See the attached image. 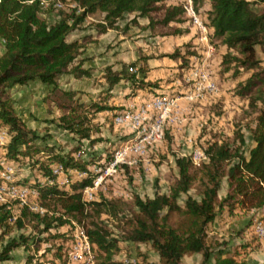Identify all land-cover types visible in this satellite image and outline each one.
Returning a JSON list of instances; mask_svg holds the SVG:
<instances>
[{
    "label": "rangeland",
    "instance_id": "obj_1",
    "mask_svg": "<svg viewBox=\"0 0 264 264\" xmlns=\"http://www.w3.org/2000/svg\"><path fill=\"white\" fill-rule=\"evenodd\" d=\"M61 4L62 6L58 8L68 12L73 6L70 1L61 2ZM209 4V0H167L164 2L165 6L180 5L184 13L166 24L161 22L163 11L153 12L150 16L152 19L150 24L146 17L136 16L135 13L126 14L123 18L117 19L112 28H107L105 32L99 31L104 13L95 11L87 15L79 28L70 33L68 39L79 43L78 60H83V67L90 70V76L74 80L71 76H63L58 80V84L65 89L76 91L75 99L84 103L87 109V105L92 101L109 107L96 113L91 112L92 108L88 110L86 125L89 137L87 139H79L76 134L55 125L54 121L61 112L53 103L44 100L48 93V86L34 82L29 83V86L27 84L16 87L11 92L15 100L16 113L24 119L27 127H30L29 124L32 123L34 126L31 128L45 136L43 144L62 155L69 154L77 147L73 153L74 158L80 161H91L92 164L87 168L93 175H96L94 168L102 170L106 168L107 161L115 149L139 145L140 149H136L137 152L134 148L130 149L127 159L133 163L116 167L95 187L91 185L83 187L81 195L84 200H99L101 197L117 199L122 201L125 205L124 209L131 213L132 196L137 194L140 197H149L155 191L165 193L174 184L177 176L175 157L189 156L193 163L192 171L195 172L199 163L206 159L204 148L209 143L224 139L236 144L233 142V136L234 132L239 130L243 133L247 147L252 142L249 139L248 127L253 124L255 112L248 107V98L240 97L235 90L238 82L245 79L251 72L239 70L241 72L234 76V66L222 64L223 55L227 51L235 53V50H228L221 38L215 37L212 29L206 24L204 12ZM259 8L264 9V3ZM47 9L48 6L44 5L40 16L48 22L57 20V9ZM193 18L197 19V24L193 23ZM200 25H204L205 28L202 30ZM208 28L211 34L208 33ZM198 30L205 36L201 44H197L195 40V31ZM197 47L201 50L211 48L209 66L203 67L202 71L206 75L207 82L213 84L214 91H201L202 96H199H205L207 100L193 104L192 121H187V124H183L179 129L177 125L170 126L167 122L168 118L165 117L160 136L152 138L148 143L139 144L138 129H133L129 122L116 123L114 117L126 109L136 110L142 103L153 99L152 95L174 100L186 95L198 96L196 86L200 80L187 74V70L191 68L188 56L191 53H197ZM255 51L261 65L264 66V46H257ZM2 52L3 43L0 41V55ZM147 57L151 58L147 60L145 64L147 68L144 72L147 73V82L154 83L155 86L150 85L145 89L133 90L129 86L130 83L121 80L107 90V83L102 77L105 68L109 67L112 71H118L122 65L135 63L136 66L133 69L128 68L129 72H134ZM202 62L204 65V59ZM136 75L143 76L142 73ZM136 98H138L137 101L122 106L126 100ZM152 121L153 115L144 124ZM198 123L202 126H197ZM6 128L7 125L0 121V130L5 131L7 135L4 136V143L8 137ZM172 129L181 135L177 133L175 137L171 134ZM186 133H190L188 144L183 142L186 139L184 138ZM78 151L81 153L80 156H77ZM2 153L0 148L2 184L13 185L19 192H16L17 198L4 197V200H0V205H4L10 214L9 228L4 233L0 229V250L9 239H17L20 235L25 238V242L23 246L12 250L10 260L1 261L0 264H24L23 260L27 255H32V258H42L43 261H49V258H52L56 264H62L58 256L62 255L63 251L67 253L72 249L75 244L73 234L77 229L76 226L80 224L76 222V218L62 215L60 208L52 204V199L42 200L37 190L30 186L43 180L36 166L33 167L31 163L37 157L36 155L32 157V160L23 157L19 161H7ZM58 166L59 163L55 164L52 172ZM61 168L62 171L56 170V173H53L57 186L63 189H68L72 181L86 175L76 169ZM224 188H226L225 182L221 186L220 193ZM31 189L36 192L29 194ZM196 190L197 180L194 181L189 193L196 196ZM21 191L24 193L19 196L18 193ZM19 197L25 201V204L20 203ZM182 201L183 196L179 198V203L181 204ZM23 209L26 211L24 214ZM28 212L54 214L67 222L62 225L55 224L49 230L43 231V225L38 224ZM90 212L94 217V212L89 210ZM124 215L122 212L117 218H112L103 210L99 217H94L109 232V237L117 241L118 248L113 254V259L118 264H140L142 257L139 254L146 253V261L155 262L157 256L146 244H136L123 239L122 231L127 229L125 223L129 218L127 214ZM177 217V212H171L169 215L172 222ZM257 218L264 221V209L244 211L236 207L232 213L223 214L214 221L215 223L208 231V240L226 242L229 251L236 253L237 258H244L248 264H264V239H259L253 232V222ZM17 220H20V227L16 223ZM91 220L90 217H82V225L89 227ZM91 252L94 257L93 264H95L96 247H93ZM56 256L57 258H54ZM200 257V254L186 255L181 264H200ZM68 263L66 261V264Z\"/></svg>",
    "mask_w": 264,
    "mask_h": 264
},
{
    "label": "trees",
    "instance_id": "obj_2",
    "mask_svg": "<svg viewBox=\"0 0 264 264\" xmlns=\"http://www.w3.org/2000/svg\"><path fill=\"white\" fill-rule=\"evenodd\" d=\"M70 1V11L54 5L55 2ZM167 0H0V41L3 52L0 55V121L7 125L8 137L0 145L7 161H19L26 157L32 160L41 174L42 181L30 185L35 188L42 200L52 199V204L60 208L61 214L76 218L86 233L88 241L96 247L95 264H118L113 259L117 241L109 237V232L94 219L104 210L112 218L124 212L127 229L122 231L123 239L136 244H146L157 256L155 262L146 261V253L140 264H181L184 256L200 254V264H248L244 258L231 253L226 242L208 240V231L214 221L236 207L244 211L264 209V66L256 55L255 48L264 46V9L259 6L264 0H209L205 10L206 24L215 37L221 38L228 50L222 57V64H232L233 74L241 71L251 72L238 82L236 93L248 98V107L254 110L253 124L249 125V139L254 143L248 149L243 133L234 132L233 142L214 141L204 148L205 160L192 171L193 163L189 156L175 157L177 176L168 191H155L149 197L132 196V212L124 209V203L117 199L83 200L81 190L91 185L93 173L87 168L91 161H80L73 153L62 155L43 144L45 136L27 127L15 111L11 92L16 87L38 82L49 87L44 100L53 103L60 115L55 125L76 134L79 139H87L89 130L86 125L88 110L100 112L108 109L99 102L84 103L75 99L76 91L65 89L58 84L63 76L74 79L90 76V70L78 60L80 45L69 40L70 33L79 28L85 17L101 11L103 23L99 31L105 32L117 19L126 14L146 17L152 23L151 14L163 11L164 24L184 13L180 5H164ZM47 10L57 9L58 19L48 22L40 16L44 5ZM135 63L122 65L118 71L109 67L103 72L107 90L123 80L134 89L155 86L145 80V66L139 65L137 71L129 72ZM241 70V71H239ZM142 73V77H137ZM149 90H152L149 88ZM44 155V157H40ZM60 164L64 170L76 169L86 175L72 181L68 189L57 186L52 167ZM197 180L196 196L189 193ZM224 180V181H223ZM225 182L224 196L219 197ZM183 196L180 204L179 198ZM122 205V206H121ZM0 205V229L4 233L9 228V210ZM89 210L94 212V217ZM25 209L22 210L24 214ZM171 212H177L175 221H170ZM42 230L47 231L55 224L67 222L60 216L38 212L30 213ZM124 215V216H125ZM82 217L92 218L89 227L82 225ZM20 227V220L16 221ZM25 238L9 239L0 250V262L11 259L13 249L23 246ZM66 252L58 256L66 264ZM32 255H27L24 264H29ZM54 258H57L54 257ZM54 263V259L50 258ZM36 264H40L37 262Z\"/></svg>",
    "mask_w": 264,
    "mask_h": 264
},
{
    "label": "built area",
    "instance_id": "obj_3",
    "mask_svg": "<svg viewBox=\"0 0 264 264\" xmlns=\"http://www.w3.org/2000/svg\"><path fill=\"white\" fill-rule=\"evenodd\" d=\"M46 5V4H45ZM54 5L56 7H61V2H55ZM193 23L197 24V19L193 18ZM200 28L203 30L205 27L204 25H200ZM201 63V62H200ZM189 75L191 77H197V79L200 80L198 85L196 86L197 94L200 97L201 91H214V87L212 83L207 82V78L205 73L201 70V68L192 66ZM207 82L206 84H202V82ZM200 95V96H199ZM175 105L174 99H167L164 97H156L153 96V99L146 101L142 103L139 107H137L136 110L133 109H126L121 111L119 114H117L114 117V121L116 123H123V122H129L133 129H138V143L143 144L144 142L148 143L149 140L152 138L159 137L162 131L163 127V121L165 117L172 111V108ZM152 114L150 115V113ZM153 115V121L149 124H144V122L148 121ZM140 128V131H139ZM5 131L2 129L0 130V145L4 143L5 137ZM5 136V137H4ZM135 150L140 149L139 145H135L134 147H128L123 146L119 147L114 150L112 153L111 158L107 161V166L104 170L101 168H94V172L96 175H94V179L91 182V186L95 187L97 184L100 183V181L107 175L109 172H113L116 167L120 166L121 164L130 165L131 161H129L127 158L129 156L130 149ZM81 153L78 151L77 156H80ZM62 166L59 164L58 168L53 170V172L56 173V170H61ZM62 171V170H61ZM60 172V171H59ZM2 175V174H1ZM0 200H4V197L8 198H17L16 192H19L13 185L5 186L2 184V177L0 176ZM35 193L33 189L29 191V194ZM24 191H21L19 196L23 194ZM27 194V195H29ZM26 195V193H25ZM24 195V198H25ZM82 197V195H81ZM83 199V198H82ZM20 203L25 204V201L19 197ZM84 200V199H83ZM73 224V223H72ZM74 225V224H73ZM77 229H75V233L73 234L75 238V244L72 246V249L67 251L66 257L67 262L75 263V264H93L94 257L92 255V245L88 241V238L86 236L85 230L82 226L78 225L76 226ZM253 232L259 239H264V221L260 218H257L253 222ZM37 262H40L37 257L32 258L29 264H36Z\"/></svg>",
    "mask_w": 264,
    "mask_h": 264
},
{
    "label": "crops",
    "instance_id": "obj_4",
    "mask_svg": "<svg viewBox=\"0 0 264 264\" xmlns=\"http://www.w3.org/2000/svg\"><path fill=\"white\" fill-rule=\"evenodd\" d=\"M209 8V7H208ZM207 8V9H208ZM193 29H195V27H193ZM208 30V33H210L211 34V31H210V28H208L207 29ZM195 40H196V43L197 44H201L202 43V41H204L205 40V36L202 34V33H200V31L198 30V31H195ZM199 50H198V49ZM196 48V50H197V53L195 52V53H191V54H189V67H192V66H196V67H199V68H201V70L202 69H204L205 67H208L209 66V57L211 56V51H210V47L209 48H205L204 50H201L199 47H197ZM149 58H151V57H147V58H145V60H144V62H141V64H139V65H143V66H145V68H147L146 66L147 65H145V64H147V60L149 59ZM203 59H204V65H202V61H203ZM201 62V63H200ZM204 67V68H203ZM190 69L191 68H189V70H187L188 71V73L187 74H189V71H190ZM207 70V69H206ZM147 78V73L145 72V80H147L146 79ZM79 79H81V78H79ZM73 80H74V78H73ZM32 83H34V82H32ZM27 85V84H26ZM25 85V86H26ZM30 84L28 83V86H29ZM42 85V84H41ZM138 90H140V89H138ZM152 96H154V95H152ZM196 98V99H195ZM194 99V100H193ZM138 100V98H136L135 100H133V99H129V100H126L125 102H124V104H122V106H125V105H129V104H131V102L132 101H137ZM180 100H183V101H180ZM197 100V101H196ZM207 100V98L204 96V97H196L195 95H186V96H183V97H178V98H176L175 99V105H174V107L172 108V111L167 115V118H168V124L170 125V126H175V125H177L178 126V128L180 129L181 128V126L183 125V124H187V121H192L193 119H192V109H193V104L195 103V102H198V103H202V102H205ZM29 124V123H28ZM29 126L31 127V126H34L32 123L31 124H29ZM197 126H202L201 125V123H198V125ZM186 129H187V127H186ZM192 129V128H191ZM172 131V135H174L175 137H177V133H179V132H177L176 130H174V129H172L171 130ZM180 134V133H179ZM189 134L190 133H186V135H184V138H186L185 140H183V142L185 143V144H188V142L190 141V137H188L189 136ZM181 135V134H180ZM179 135V136H180ZM183 137V136H182ZM253 142H251L249 145H248V149H250L252 146H253ZM182 156H185V155H182ZM178 157V156H177ZM195 163V162H194ZM224 193H225V188H224V190L219 194V197H222V196H224ZM215 223V222H214ZM213 223V224H214ZM192 255H196V254H192ZM185 257V256H184ZM183 257V258H184ZM182 258V259H183ZM50 259V258H49ZM25 260H26V258H24V260H23V263L25 262ZM39 261H40V264H56V262L54 263L52 260H49V261H43V259L42 258H40L39 259ZM181 262H182V260H181ZM68 264H75V263H71V262H69Z\"/></svg>",
    "mask_w": 264,
    "mask_h": 264
}]
</instances>
